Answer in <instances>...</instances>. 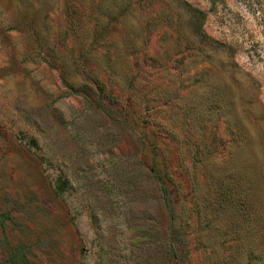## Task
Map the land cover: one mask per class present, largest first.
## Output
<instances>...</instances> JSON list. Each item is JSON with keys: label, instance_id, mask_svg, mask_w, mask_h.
I'll return each mask as SVG.
<instances>
[{"label": "rangeland", "instance_id": "rangeland-1", "mask_svg": "<svg viewBox=\"0 0 264 264\" xmlns=\"http://www.w3.org/2000/svg\"><path fill=\"white\" fill-rule=\"evenodd\" d=\"M0 0V264H264V0Z\"/></svg>", "mask_w": 264, "mask_h": 264}, {"label": "trees", "instance_id": "trees-1", "mask_svg": "<svg viewBox=\"0 0 264 264\" xmlns=\"http://www.w3.org/2000/svg\"><path fill=\"white\" fill-rule=\"evenodd\" d=\"M256 4H258V10L260 9V7H261V1L260 0H256Z\"/></svg>", "mask_w": 264, "mask_h": 264}]
</instances>
